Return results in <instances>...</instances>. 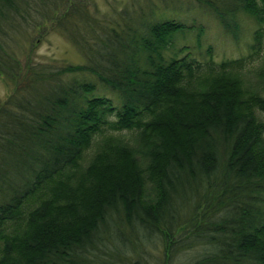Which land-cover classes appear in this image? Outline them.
Listing matches in <instances>:
<instances>
[{
	"label": "trees",
	"instance_id": "trees-1",
	"mask_svg": "<svg viewBox=\"0 0 264 264\" xmlns=\"http://www.w3.org/2000/svg\"><path fill=\"white\" fill-rule=\"evenodd\" d=\"M165 6L142 22L86 0H0L13 88L0 98V264H127L157 240L160 264H264V95L244 88L248 60L166 55L204 29L167 12L199 10L234 40L253 20L249 58L264 59V0ZM48 26L86 64L33 57Z\"/></svg>",
	"mask_w": 264,
	"mask_h": 264
},
{
	"label": "rangeland",
	"instance_id": "rangeland-1",
	"mask_svg": "<svg viewBox=\"0 0 264 264\" xmlns=\"http://www.w3.org/2000/svg\"><path fill=\"white\" fill-rule=\"evenodd\" d=\"M86 3L90 6L91 12H98L99 17L106 15L107 17L116 18L126 8L134 13L137 21L141 18L142 22L151 15L164 19L160 17L164 15L160 14L166 10L165 0H86ZM191 5L190 3L189 7ZM167 16L178 19H196L197 26L204 28L201 37L198 36L197 30L186 35L179 34L178 37L176 36L175 46L166 52L169 58L175 56L177 52H179V56H185L188 53L191 59L203 62V65L208 64L210 60L220 65L224 62L247 58L248 61L245 62V68L242 70L244 88L255 96L264 95V59H258L259 57L249 58L253 50L254 31L258 27L253 20L243 21V29L239 38L234 40L225 32L219 20L210 13L204 14L199 10L182 15L167 12ZM41 34H35V43L29 41L26 44L28 48L33 47L35 50L33 57L37 60L55 61L59 64L73 66L86 64L83 55L59 32L51 31V27L48 26L44 35ZM20 57L23 61H26L29 54L27 55L26 52V54L21 55L20 53ZM12 92L13 88L7 82L5 76L0 75V98L6 100ZM106 94L112 97L117 104H120L117 95L110 92ZM147 192L148 198L155 199V188H152V190L150 188ZM185 228H187V225H185ZM183 230L185 229H178V234H183ZM160 244L161 241L157 240V244L153 243L152 246H148L147 252L142 253V258L139 254L132 251L128 252L127 259L129 260L127 264H136L137 261L140 264H160L163 257ZM116 264H119V262L117 261Z\"/></svg>",
	"mask_w": 264,
	"mask_h": 264
}]
</instances>
